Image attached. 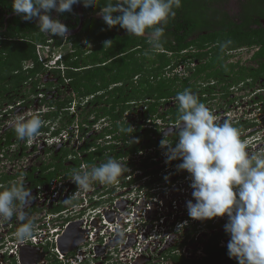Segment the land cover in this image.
I'll use <instances>...</instances> for the list:
<instances>
[{"label":"clouds","instance_id":"clouds-1","mask_svg":"<svg viewBox=\"0 0 264 264\" xmlns=\"http://www.w3.org/2000/svg\"><path fill=\"white\" fill-rule=\"evenodd\" d=\"M78 2L80 0H13L12 8L17 15H20L26 21H32L34 18L37 19L39 31L49 36H58V38H63V40L58 45L54 43V39H50L49 37L47 43L38 44L37 54L39 62L43 67L42 71L34 77H30L29 70L33 68V63L30 61L26 62L20 73L25 72V75L29 78L23 82L19 91L11 90L4 94V101L3 103L0 102V112L2 109L8 107L7 118H10L9 115H13V122L7 127L4 135L0 136V153L4 150L13 154L10 157L12 160L18 159L24 161L27 157L42 152V155L38 157L39 160H42L40 164L30 165L31 163L29 162L28 166L18 173V175L26 176V181L29 183L28 176L32 173L34 167L42 168L43 165H48L57 154L66 150L71 151L64 159V162H66L65 160L68 157H71L68 159L69 162L79 160L81 161V166L73 168V166L69 167L65 164V173L53 180L60 181L63 177L71 178L78 186L77 191L67 197L64 202L65 204L75 202L78 203L77 206H80L82 201L75 200V198L81 191L89 190L94 182L107 184L111 190H109L110 196L107 200H99L93 202L92 205L99 206L108 202L113 203L115 199H118L112 193L116 189L115 183L118 182L124 173L130 171L128 166L123 164V159L126 157H145V159L140 161V166L138 167L145 175L156 176L162 170L163 174L167 175L168 172L165 168L169 166L174 167L173 171H183L191 177L190 187L193 190L192 197L195 202L193 200L186 202L188 216L195 221H207L206 228L208 231L205 230L203 232L204 235L201 238L204 237V239H201L200 242H195L191 241V239H193L192 235L195 234L196 228L193 231L191 228L187 229L184 242H176L169 251L164 252V256L158 257L163 256V259H167L166 257L169 256H186L182 252L184 248H190V251L193 253L196 250L199 251L200 245L203 246V242H205L208 250L210 247H216L217 249L221 247L220 237L218 236L220 227L225 225V231L230 236L227 244L229 257L238 260V264H264V152L249 151L247 143L241 139L240 133V131L251 130L252 126L244 130H239L234 126L243 121L245 123L248 122L243 119V121L241 119H234L233 124L229 120L218 123L217 117L212 111L203 102H200L190 89H185L175 97L179 102L180 115L178 119L179 128L177 130L178 140L174 144L167 139L171 138L167 137V132L164 133L163 138L160 136L158 139L155 135H151L152 139L156 141L161 140L160 146L142 149L135 155L132 154L119 160L111 158L113 155L110 154V150H107V146L115 145L117 149H120L124 145L123 141L114 140V135L106 133V129L112 128L110 120L108 118H101L90 126L80 124L83 122V119L80 120V118H83L81 115L86 112L85 109L80 112L81 105L84 107L86 105L89 107L95 105L97 109L106 107L105 103L98 102L93 104L94 99L104 95V93L100 94V96H97L99 94H91L79 97L78 92L72 85L73 78H70L68 73H78L84 68L72 67L66 61V58L70 55L72 56L75 52L73 42L69 40L73 35L67 36L69 32L67 26L50 16L52 10H55L57 13L71 12L72 6ZM83 3L85 7H94L95 0H89L87 3L83 0ZM180 6L181 0H115V2L108 0L106 5L101 9L100 16L109 28L120 26L127 31L129 36H146L151 46L145 52V55L148 56L150 52L162 48L165 26L170 19L175 18V9H178ZM0 40L5 39L0 38ZM67 43H70L72 47L71 53L68 54L66 53L68 50ZM85 43L88 44V48H91L90 43L87 41ZM103 43L104 49H106L113 44V41L105 40ZM227 43L231 42L228 41ZM39 46L51 47L50 54L45 60H41L40 58L38 53ZM226 46V44L221 45L222 48ZM54 60L55 63L49 67L50 62ZM68 61L70 62L71 60ZM169 69L170 67L166 69L167 77ZM178 71L176 70L171 74L173 75V73H177ZM192 71L193 68L190 67L181 71L184 73L183 77L176 74L175 76L180 78L189 77L193 74ZM213 84L217 85L215 80H211L209 84L206 83L204 87L208 85L211 87ZM240 87L233 88V90H238ZM50 88L56 91L58 97H54L53 99L48 98V92H53ZM254 89L251 88L250 90ZM67 91L69 93L65 94ZM260 93L264 94V89L255 92V96L258 97ZM62 95L65 97L62 98ZM208 95L211 96V94ZM60 102H64L65 105L60 107ZM131 105H133L134 113H137L138 116L140 114L141 123H136L137 126L142 125L149 128L148 126L153 125L157 127L159 125L158 122L163 120L157 119L152 121L147 119L143 121L141 117L146 107L136 103H132ZM253 105L257 108L261 106L254 101ZM18 107L25 109L24 116H20L21 113L17 112L18 110L16 109ZM72 107L77 110L76 113V110L74 111ZM129 112H125L124 117ZM88 113L86 112L85 114L87 115ZM260 113L263 115L261 110ZM69 116L76 117V120L72 124H68L67 122ZM91 116L93 117L94 115L91 114L89 118ZM63 118H66L65 122H63ZM99 123L103 127L100 129L99 134L94 135V128ZM170 124L175 125L173 123ZM12 130L15 131L17 137H13L11 142L7 143V136L12 134ZM119 131L129 134L132 143H139L138 138L134 137L135 128L128 121L127 127L120 126ZM103 133H105L104 137L98 138ZM248 134V136L254 135V132ZM86 135L90 137L87 141H85ZM156 135H159V133ZM33 139L37 141L34 142V147L30 145ZM101 141H103L102 145L100 144ZM143 143L147 144L148 141ZM87 144L93 146L85 151L83 148ZM71 145L73 147H70ZM98 147L106 148L103 160H95L94 165H88L84 161V158L89 153H96ZM146 151L147 153H145ZM84 152L85 155H82L81 153ZM108 154L110 156H107ZM145 161L153 164V167L159 162L163 163L161 169H152L151 166L149 169L144 170ZM99 162H101L100 165ZM87 166L89 167L87 170H81V167ZM132 167H135V165L133 164ZM40 172L38 171L37 174ZM147 172L153 173L149 174ZM5 175L10 178L8 183H2L4 187L0 185V188H2L0 189V222L10 220L14 215L21 222L27 221L22 223L14 234L19 241L23 242L32 238L34 234L35 224L33 220L28 219L27 214L23 211L24 208L31 206L33 196L31 191L22 182L13 183L16 176L3 174L0 176V179ZM165 179L167 180L168 177H165ZM29 184L33 186L31 183ZM96 184V188L100 187ZM8 185L11 186L8 187ZM96 193H99V190ZM126 204V201L120 200L119 208L123 211L126 210ZM89 209H91L90 206L80 208L78 211L79 216L86 214ZM217 217H219V220L213 224L212 220ZM109 218L113 220L112 216ZM187 223V221H184L178 224L177 232L180 233ZM95 224H98V221ZM82 225L81 221L73 222L64 233L65 235L69 230L70 235L66 238V242L69 241L70 245L73 242L78 243L70 251H64L60 247L65 255L71 252L72 255H75L76 251L74 250L87 242L88 238L86 232L82 229ZM71 226H73L72 229H70ZM134 242H136V239H134ZM115 245V243H112L110 247H115ZM31 248L34 250L38 249ZM178 249L180 250L179 253L175 252L171 254V250L176 251ZM47 253L48 251L43 252L41 258L43 257L44 259ZM103 253L104 251L98 250L96 258L85 259L80 261L79 264H90L91 260L95 261L96 264H100L104 261L101 259ZM48 254L47 258H51L53 264H63L58 259L52 258L50 253ZM111 257V262L107 260V264H129L127 261L119 260L116 262L117 257L115 255ZM43 259L38 264H41ZM153 259L155 258L140 257L134 264H148ZM65 264L68 263L66 262Z\"/></svg>","mask_w":264,"mask_h":264},{"label":"trees","instance_id":"trees-1","mask_svg":"<svg viewBox=\"0 0 264 264\" xmlns=\"http://www.w3.org/2000/svg\"><path fill=\"white\" fill-rule=\"evenodd\" d=\"M188 0H181V6L176 11V18L170 19L165 26V30L170 27H176L178 30H185L184 34L180 35L177 44H174L168 34H165L163 46L161 49L152 51L148 56L145 52L150 49V45L146 36L137 37L129 36L127 31L120 26L109 28L103 19L92 17L99 13L106 5L108 0H95L94 7H85L83 0L80 3L83 7L85 16H91L87 21V25L80 35L83 38L77 40L74 37L69 40L73 42L75 52L73 55L66 58L70 66L83 70L76 72H69L68 76L73 78L72 85L78 92L79 97L95 94L98 91L107 90L104 95L94 99V103L109 104V107L102 109H93L88 111L86 115L82 113L83 122L80 124H87L90 126L93 122H97L101 118H108L112 124L111 129H106L107 134L114 135V140L123 141V148L117 149L115 145L107 146L110 150L111 158L122 159L129 155H135L142 149L155 148L160 146V141L152 139L153 133L158 134L153 129L146 128L143 134L140 131L143 129L142 125L137 126L134 132V137L138 138L139 143H132L130 136L127 133L119 131L120 126L127 127V121L124 117L125 112L133 108L132 103L145 106V112L141 119L155 121L157 119L166 120L169 123L176 124L179 119V105L171 107L164 113L160 112V107L163 106V101L171 97H176L185 89H190L191 92H196L200 102L205 105L210 100L206 97L207 94L215 93L214 88L222 84L221 89L224 93V98H227L231 93V88L240 87L238 90H250L255 88L258 83H261L264 89V0H239L244 11L237 17H231L224 13L223 20L220 25L222 29L210 32L212 28H206L207 34L199 35L201 43H197L198 47L206 48L210 44L217 43L215 48L211 49L212 55L205 63L196 67L194 73L189 77L174 78L167 77L166 69L172 65L174 60L180 59L178 63H183L188 56H183L182 52L193 45L195 42L188 39L196 30L198 22L197 12L183 11L184 8L193 6ZM229 0H212L214 5L226 4ZM89 2V0H85ZM115 2V0H113ZM13 0H0V9L6 7L12 9ZM188 6V7H187ZM250 13L248 12V10ZM0 10V11H1ZM225 9H222L223 12ZM60 18L68 23L69 29H74L79 24V16L75 5L72 6L71 12L59 13ZM181 16V17H180ZM4 16L0 12V29L5 27ZM32 21L22 19L20 15L9 19L8 32L5 33V40L0 42V102L4 101V94L11 90L19 91L29 77L25 72L20 73L24 68L26 62L33 63V68L29 70L30 77H34L42 71V64L39 62L37 54V45L45 44L49 37L45 33L35 32L39 31V27ZM76 22V25L73 23ZM85 33V35L83 34ZM2 35V34H0ZM63 38L55 37V44H60ZM112 40L113 44L104 49V41ZM88 42L93 46L92 51L89 52ZM230 41L231 43H227ZM209 43L207 45H204ZM227 45L221 47V45ZM258 47L259 50L253 56L258 67H241L239 72H235V65L229 64L227 61L232 58L229 51L236 50L242 47ZM172 53V55L170 54ZM174 53V54H173ZM200 58L201 54L195 55ZM195 58V57H190ZM190 59V62L192 61ZM68 60H71L70 62ZM183 60V61H182ZM217 80V85H210L204 87L206 83L211 80ZM248 79L251 80L248 82ZM36 84V83H35ZM112 85H116L110 91L108 90ZM10 88V89H9ZM7 100V99H6ZM12 100V99H10ZM234 100H231L233 102ZM256 104L261 105V111L264 115V94L260 93L254 100ZM65 105L60 102V107ZM95 113L94 121H89V116ZM123 119V121H122ZM76 120L75 116H69L68 124H72ZM146 122V121H145ZM131 126L132 123L128 122ZM247 122L235 124V127L247 128ZM105 133L99 135L98 138L104 137ZM13 137H17L14 130L12 134L7 136V143L11 142ZM174 144L178 140V135L167 138ZM148 141L147 144L143 142ZM92 144V143H91ZM91 144L85 145L83 148L87 151ZM106 148L98 147L96 153H89L84 158L88 165H94L97 160H103L104 151ZM71 151H64L57 154L51 159L48 165H43L42 168L34 167L32 173L28 176V182L33 186L39 183H51L54 178L65 173L64 159ZM108 154L107 156H110ZM96 160V161H95ZM59 161V163H58ZM76 167L81 166V161L74 160ZM153 164L145 161L143 169H149ZM74 168V167H73ZM77 170V168H75ZM38 171H41L37 174ZM152 174L153 172H147ZM37 174V176H36ZM9 176H3L0 183H8ZM11 185H8L10 187ZM216 247H210L209 251H214Z\"/></svg>","mask_w":264,"mask_h":264},{"label":"built area","instance_id":"built-area-1","mask_svg":"<svg viewBox=\"0 0 264 264\" xmlns=\"http://www.w3.org/2000/svg\"><path fill=\"white\" fill-rule=\"evenodd\" d=\"M50 51V46H39L38 53L41 60H45ZM54 63L55 60L51 61L49 67ZM8 109L6 107L0 112V135H4L7 127L13 122V115H9L10 118H7ZM72 109L76 110L73 107ZM258 109L260 111L261 106ZM11 152L13 153V151ZM12 155L4 150L0 153V176L3 174L16 176L13 183L22 182L29 191H34L37 195L31 206L24 208L23 211L27 215H38V212L44 210L45 207L48 208L47 201L48 203L54 201V203L50 210L46 209L47 213L43 216L47 222L38 225L37 221L33 220L34 234L32 238L23 242L19 241L14 234L18 225L27 221H18L14 215L10 220L0 222V264H23L21 262L23 249L28 256H32L35 250L39 254L48 251L52 258L58 259L63 264L66 262L79 264L85 259H94L97 257L98 250H102L104 253L101 259L105 264H107V258L113 255L117 257L116 262L120 260L134 264L140 257L164 256V252L169 251L176 242L185 241L187 229L191 228L193 231L196 228L191 241L200 242L201 239H204L201 237L207 230V221L192 220L188 216L186 207V202L193 200V190L190 187L191 177L183 171H173L174 167L165 168L168 172L167 175L163 173L156 176L145 175L138 168L140 161L145 157H126L123 159V163L128 166L130 171L124 173L115 183L116 189L112 193L118 199H115L113 203L92 205L93 202L107 200L110 196L109 190H111L107 184L94 182L89 190L81 191L75 198V200L82 201L80 206H77L78 203L74 201L72 204L64 202L67 197L77 191L78 187L70 177H63L60 181L55 180L57 183L51 182L47 184L48 186L43 184L31 186L27 183L26 176L18 175L28 166L27 158L24 161L18 159H10L9 162L2 161ZM133 164L135 167H132ZM165 177L168 179L166 180ZM95 184L100 187L96 188ZM0 185L4 187V184ZM44 189L45 192H43ZM97 190L99 193H96ZM41 193H43L42 196H40ZM120 200L127 202L124 211L119 208ZM193 202L195 201L193 200ZM87 206H90L91 209L83 216H79V209ZM71 216L76 217L73 219ZM110 216L113 217V220H110ZM218 220L219 217L213 219L212 223L215 224ZM77 221H81L83 224L82 229L88 238L85 242L87 244L75 249V255H72V252L65 255L58 246V241L70 224ZM96 221L98 224H95ZM184 221L188 223L178 233L177 225ZM112 243L116 244L115 247H110ZM31 247L42 250H34ZM175 252L179 253L180 250H171V254ZM182 252L186 256L192 254L190 248H184ZM48 253L46 256L49 255ZM43 263L41 262V264ZM90 264H96V262L91 260Z\"/></svg>","mask_w":264,"mask_h":264},{"label":"flooded vegetation","instance_id":"flooded-vegetation-1","mask_svg":"<svg viewBox=\"0 0 264 264\" xmlns=\"http://www.w3.org/2000/svg\"><path fill=\"white\" fill-rule=\"evenodd\" d=\"M188 1H190L189 5L190 4H194V5L190 6V7L187 6L188 8H184L183 11L185 9H187L185 11L197 12L198 13L197 14V20H196V22H198V24H197L196 30L193 31V35L188 39L189 41H192V42H195V43L193 45H191L190 47H187L182 52L183 56H188L189 57L187 60H185V62H183L181 64L178 63V61H180V59L173 61L172 65H170V69H169V72H171V73L175 72L176 70H178L177 69L178 67H181L179 72H181L182 70L184 71V70H186V69L191 67V68H193L192 73H194L196 67H198L201 64L205 63L206 60L209 59V57L212 55L211 49L215 48L217 46V43H213V44H210V46L206 47V48L198 47L197 43H201V40L198 39L199 35L207 34V29H206L207 27L213 29V30L210 31L211 33L214 32V31L222 29V25H220V23L223 20L224 13L229 14V16H231V17H237V16L240 15V13L242 11H244V8H242V5H241L239 0H237L238 1V8L236 10V13H234V14L232 13L230 8L228 7L229 3L232 0H229L226 4H224V6L212 4V2H211L212 0H188ZM222 9H225V10L223 12H221ZM0 12L5 17L4 18L5 27L3 29H0V34H2V35H0V38L7 39L4 36H6L5 33L8 32V27H9L8 21H9V19L14 18V16H16L17 14L14 11H12V9L9 8V7L4 8ZM248 12L250 13L249 10H248ZM99 13L94 14L92 17H95L97 19H102V17H100L98 15ZM50 16L53 19H57L61 23L65 24L67 26V28L69 29L67 21L62 19V18H60L59 13H57L55 10L51 11ZM85 18H86V20H85V24H84L83 29L81 31H79L78 33H75L73 35L75 40L78 39V37L80 36L79 34L82 33V31L84 30L85 26L87 25L86 24L87 21L91 18V16H87ZM32 23H35V25L38 27V20L37 19L34 18L30 24H32ZM262 23L264 24V21H262ZM73 25H76V22H74ZM78 25L74 29H69V31L70 30L76 31L78 29V27H79ZM184 31L183 30H178L174 26V27L167 28L165 30V34H168L169 36H171L170 40H172V42L174 44H177L178 38H180V35L184 34ZM39 33H42V32L41 31L35 32V35L36 34L39 35ZM46 36L50 37V39H54V40H55V37H57V36H53V35L49 36L48 34H46ZM1 41H3V40H0V42ZM207 44H209V43H206L204 45H207ZM244 48L247 49L248 51H250V50L253 51V54H252L250 60L255 63L254 67H258L256 61L253 59V56L256 54V52L259 50V48L258 47L255 48V47H245L244 46L242 48H238V49L233 50V51L235 52V54H239V52H242V50ZM86 49H88V51H89L87 53H90V51H92V49H93V46H91V48L87 47ZM233 51H229L228 52L229 55H231V52H233ZM170 54L172 55V53H170ZM197 54H201L200 58H196L195 55H197ZM190 57H195V58L191 59ZM190 59L192 60L191 62H190ZM189 63H191V64H189ZM227 63L234 64L236 66L235 67V72H237V73L239 72V68L243 67V65H239V63H234L232 61V58H230L227 61ZM189 65H192V66L189 67ZM168 77L169 78H174L175 77V73H173V76L168 74ZM249 81H251V80L248 79V82ZM215 83L216 84L218 83V81L216 79H215ZM113 87H114V85H112L108 90L110 91ZM219 87H222V84H220ZM216 89L217 88H214V90H216ZM105 92H107V90L98 91L95 94H99L97 96H100V94H103V93L105 94ZM220 94L222 95V98H224L223 90H222V93H220ZM216 95H217L216 92L212 93L210 99H215L214 97ZM230 96H231V93L227 97V99H230ZM174 99H175V97H171L168 100L163 101V105L168 104L170 101H173ZM207 104H208V102H207ZM107 106L109 107V104H107ZM173 106H176V103H174ZM58 163H59V161H58ZM69 163H70L71 166L75 167V163L73 161H70L68 163L63 161V165L69 164ZM224 226L220 227V232L218 234V236L220 237L221 247L215 249L214 251H211V250L209 251L207 249V246H206L205 242H203L202 243L203 246L200 245L199 251L198 250L194 251L190 256H184V255L172 256V257L169 256V257H166L167 259H162V257H157V258L153 259L152 262H150L148 264H186L185 262H187V264L188 263L189 264H238V260H236L235 258H230L229 255H228L227 244H228V241L230 239V236H229L228 233H226ZM111 259H112V257L109 256L107 258L108 262H111ZM43 262H42L43 264H53V260L51 258L48 259L46 255L44 256ZM100 264H105V262L102 261Z\"/></svg>","mask_w":264,"mask_h":264},{"label":"rangeland","instance_id":"rangeland-1","mask_svg":"<svg viewBox=\"0 0 264 264\" xmlns=\"http://www.w3.org/2000/svg\"><path fill=\"white\" fill-rule=\"evenodd\" d=\"M228 7L230 8V10L232 11L233 14L236 13V10L238 8V1L237 0H232L229 3ZM98 15L100 16V13ZM83 34L85 35V33H83ZM36 36H38V35L36 34ZM79 38H83V35H80ZM71 48H72L71 44L67 43V49H68L66 51L67 54L71 53ZM252 54H253V51H251V50L248 51L245 48L242 50V52H239V54H235V52L233 51V52H231L232 61L234 63H239V65H243V66H246V67H254L255 63L250 60ZM177 69L180 70L181 67H178ZM178 72L175 73V74L180 76V77H183L184 73L183 72H179L178 73ZM169 73H170V75H172L171 72H169ZM216 88L217 89L215 90V92L217 93V95L214 97L215 99H210V101L208 102V104L206 106L217 117V122L220 123V122H223L224 120H229L233 124L234 119H241V120L243 119L245 121H248L246 125L248 127L252 126L251 130H249V131L248 130L247 131H240L241 139L246 141L249 151L263 153L264 152V116L262 115V113H260L259 109L253 105L254 99L257 98V96H255L256 95L255 92H259V90H261L260 88H262L261 83H258L256 85L255 89L254 90H250V92L241 91V90L238 91L237 89L233 90V88H231L230 89L231 90L230 99L222 98V95L220 94V93H222V90L220 89L221 87L218 86ZM50 90L53 91V92H48L47 96H48L49 99H53L54 97H58V95L56 94L55 90H53L52 88H50ZM50 90H48V91H50ZM253 91H255V92L253 93ZM68 93H69V91H67L65 94H68ZM192 93L194 95L197 94L196 92H192ZM61 97L63 98L65 96L62 95ZM207 97L211 98L210 95H208ZM233 99H234V102H231V100H233ZM174 103H176V106L179 104V102L176 99H174L173 101H170L168 104H165L162 107H160V112L164 113L169 108L176 107V106H173ZM84 109H85L86 112H88L91 109H97V106L94 105L93 107H89V106L86 105L84 107L83 105H81L80 112L83 111ZM16 110H18L17 111L18 113H21L20 116H24L23 113H24L25 109L23 107H18ZM133 110H134V108L130 112L128 111L129 114H126L125 119H126V121L131 122L132 126L136 130L137 129V124L136 123H141V120L139 118L140 114L138 116V114L134 113ZM93 115H95V113H93ZM78 116H80V115H78ZM25 119H27V118H25ZM63 119H64L63 122H65L66 118H63ZM82 119L83 118H80V120H82ZM93 119H94V116L93 117L91 116L89 118V120H91V121H93ZM167 119H168V117H167ZM167 119L158 122L159 125H157V127H155L153 125L152 126H148L149 128H152L155 132L159 133V135H156L154 133L152 134V135H155L157 139L160 136H161V138H163L165 132L168 133L167 137H173V136L177 135V130L179 128V123H177L175 125H172V124H170L167 121ZM102 127L103 126L101 125V123L96 125L95 128H94V130H95L94 135L99 134L100 131H101L100 129ZM144 128H146V127L143 126V129L140 131L141 134H143L145 132ZM237 128L239 130H242L243 127H237ZM250 132H254V135L253 134L250 135V136L253 135L252 137L248 136L249 135L248 133H250ZM89 138L90 137H88L86 135L85 136V141H87ZM34 142H37V141H35V139H33V141L30 143V145L32 147H34ZM75 144H76V142H75ZM100 144L102 145L103 141H101ZM123 145H124V143H123ZM76 146H77V144H76ZM70 147H73V145H71ZM119 147H121V145H119ZM145 153H147V151ZM81 154L85 155V152L81 153ZM41 155H42V152H40L38 154L31 155V156L27 157V161L31 163L30 165H32V164L38 165V164H40L42 162V160L38 159V157L41 156ZM70 158L71 157H68L67 160H65L66 163L69 162L68 159H70ZM10 159L11 158L9 157L8 159H3L2 161L9 162ZM43 161H44V159H43ZM104 161H105V159H104ZM162 163L163 162L157 163L154 167L152 166V169H161ZM100 164H101V162H99V165ZM123 164H125V163H123ZM66 166L71 167L70 163L66 164ZM83 166H86V165H83ZM88 168H89L88 166L87 167H82L81 170L82 171L83 170H87ZM160 173H163V170ZM52 182L57 183L55 180H52ZM47 184H49V183H43V185H45V186H48ZM43 192H45V189L43 190ZM31 194L33 196V199H34V197L35 198L37 197L36 192L32 191ZM42 194L43 193H41L40 196H42ZM43 200L45 201V199H43ZM53 203H54V201H51L50 203H48V201H47L46 206L48 208L45 207L44 210L38 212L39 213L38 215H36V214L35 215H27L28 219L37 221L38 225H41V224L43 225L44 223L47 222L43 218V216L47 213L46 209L50 210V208H52ZM71 217L74 219V217H76V216H71ZM20 226H21V224L18 225V227H20ZM38 249L42 250L41 248H38ZM185 263L187 264V262H185Z\"/></svg>","mask_w":264,"mask_h":264},{"label":"water","instance_id":"water-1","mask_svg":"<svg viewBox=\"0 0 264 264\" xmlns=\"http://www.w3.org/2000/svg\"><path fill=\"white\" fill-rule=\"evenodd\" d=\"M75 7H76V10L79 14V18H80V21H79V27L76 31H72L70 30L67 34V36H72L74 35L75 33H78L79 31H81L84 27V24H85V14L83 12V7L82 5L80 4V2H78L77 4H74ZM43 14V13H42ZM73 226L70 227V229H72ZM69 231V230H68ZM60 239L59 243H58V246L61 247L64 251H70L72 250L76 244H78L77 242H73L72 245H70L71 243L68 241L66 242V238L70 235V232H68ZM70 245V246H69ZM25 249H23L22 253H21V262L23 264H35V263H39L40 260L43 259V257L41 258V255L42 254H39V252L37 250H35L32 254V256H28L27 255V252H24ZM33 251V250H32Z\"/></svg>","mask_w":264,"mask_h":264}]
</instances>
